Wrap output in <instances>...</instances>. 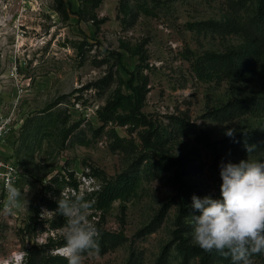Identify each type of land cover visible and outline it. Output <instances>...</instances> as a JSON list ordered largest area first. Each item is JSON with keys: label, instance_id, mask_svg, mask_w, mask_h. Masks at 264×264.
<instances>
[{"label": "rangeland", "instance_id": "obj_1", "mask_svg": "<svg viewBox=\"0 0 264 264\" xmlns=\"http://www.w3.org/2000/svg\"><path fill=\"white\" fill-rule=\"evenodd\" d=\"M80 3L0 0V115L13 114L16 126L3 150L13 152L21 192L19 207L0 211V264H12L14 254L30 247L45 259L62 260L61 191L95 201L98 188L120 176L139 179L135 192L103 212L93 203L88 220L125 240L86 251L82 264H155L161 255L162 264H183L175 248L180 203L174 168L150 169L149 160L155 153L188 160L181 176L188 188L181 233L197 245L192 216L199 212L191 207L192 196L217 198L222 161H264L263 151L241 154L227 147L225 135L228 128L234 136L264 130V109L258 115L224 113L233 99L262 97L264 81L200 80L191 68L193 55L248 42L213 27L264 16V0H102L93 20L78 19ZM130 72L142 92L141 112L153 123L148 144V126L98 118L118 87L130 93ZM251 259L264 264V254ZM198 262L190 257L186 264ZM209 264L232 262L213 250Z\"/></svg>", "mask_w": 264, "mask_h": 264}, {"label": "trees", "instance_id": "obj_2", "mask_svg": "<svg viewBox=\"0 0 264 264\" xmlns=\"http://www.w3.org/2000/svg\"><path fill=\"white\" fill-rule=\"evenodd\" d=\"M102 0H81L79 10L76 13L79 20H93L92 13ZM144 11L146 8H143ZM89 18H87V16ZM214 32L223 35L230 32H237L248 38V42L228 47L222 52L205 51L198 55H193L191 68L200 80H209L216 77H222L228 80H237L239 82L264 81V16L257 15L253 18H240L232 22H220L213 27ZM120 60V59H119ZM136 82V75L129 73L126 80V87L130 91L124 94L118 87L112 98L104 107L98 110V118L101 121L114 119L122 124H128L131 127L148 126L145 132L144 141L148 144V135L153 129L152 121L148 120L145 114L141 112L142 92ZM126 104H130L129 112L118 114V109H124ZM264 109V95L262 97H248L233 99L227 103L224 109L226 116H238L243 111L251 115H258ZM40 123L36 124L39 129ZM226 146L238 150L241 154H250L256 151L264 152V130L261 128H251L237 134L234 137L226 139ZM247 146H254L252 152L247 151ZM150 169L154 167L167 168L173 167V178L178 183L177 193L179 195L180 209L176 217L177 230L174 232L176 239L175 248L183 257V264L187 263L188 258L197 257L199 264H209L210 253L205 252L197 245L188 244L183 236L184 211L186 206L183 202L188 188L185 187L181 176L188 166V160L185 157L175 158L166 153H155L153 159L149 160ZM139 179L134 176H120L115 180L106 181L95 192L94 207L100 211L106 210L110 204L118 199H125L133 194L138 186ZM217 198H220V186L217 190ZM99 231L98 250L105 251L109 246L120 244L125 240L122 233H112L97 227ZM89 251V250H88ZM24 264H67L63 258L57 260L49 256L43 258L35 247L26 250ZM264 253L255 254L251 258L260 257ZM133 254H131L132 258ZM225 256V255H224ZM225 258L232 262L231 256ZM164 255L157 258L155 264H162ZM51 260V262H50ZM128 264H137L129 262Z\"/></svg>", "mask_w": 264, "mask_h": 264}, {"label": "clouds", "instance_id": "obj_3", "mask_svg": "<svg viewBox=\"0 0 264 264\" xmlns=\"http://www.w3.org/2000/svg\"><path fill=\"white\" fill-rule=\"evenodd\" d=\"M225 135L234 137L235 129ZM254 146H247L250 153ZM220 198L192 196L191 207L199 212L192 216L193 239L205 252L213 250L231 256L232 264H253L251 257L264 253V161L242 159L220 164ZM21 192L15 186L6 188L3 211L19 207ZM94 201L62 190L57 211L65 218V243L58 255L67 264H82V254L97 250L99 231L88 220ZM43 245L44 240H37ZM27 252L13 255L12 264H23ZM17 257L19 259L17 260Z\"/></svg>", "mask_w": 264, "mask_h": 264}, {"label": "built area", "instance_id": "obj_4", "mask_svg": "<svg viewBox=\"0 0 264 264\" xmlns=\"http://www.w3.org/2000/svg\"><path fill=\"white\" fill-rule=\"evenodd\" d=\"M13 114L0 115V211H3L6 188L15 186L19 178V168L13 159V152L3 150V146L15 133ZM14 208L13 210H15Z\"/></svg>", "mask_w": 264, "mask_h": 264}]
</instances>
